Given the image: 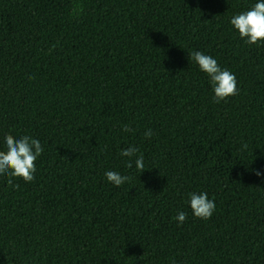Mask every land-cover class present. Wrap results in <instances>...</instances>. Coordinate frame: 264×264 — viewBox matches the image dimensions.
Segmentation results:
<instances>
[{"label":"trees","instance_id":"16d2710c","mask_svg":"<svg viewBox=\"0 0 264 264\" xmlns=\"http://www.w3.org/2000/svg\"><path fill=\"white\" fill-rule=\"evenodd\" d=\"M257 2L0 0V150L43 147L32 182L0 174V264H264V41L230 23ZM193 51L238 94L215 103Z\"/></svg>","mask_w":264,"mask_h":264},{"label":"clouds","instance_id":"9594fccd","mask_svg":"<svg viewBox=\"0 0 264 264\" xmlns=\"http://www.w3.org/2000/svg\"><path fill=\"white\" fill-rule=\"evenodd\" d=\"M79 10H83L82 6ZM230 23L238 30L240 38L244 39L246 43L256 44L264 41V0H258L249 10L234 15ZM191 61L198 64L200 70L209 76L215 103H220L228 97L238 94L235 75L227 69H222L215 58L201 51H193L190 53ZM123 130L125 132L133 131L129 125H124ZM144 135L150 138L153 132L149 129ZM5 143V150H0V174H7L10 177L8 181L10 185L13 183L11 178H21L26 182H32L35 179L34 173L37 170L35 162L43 152L40 141L28 135L16 139L9 134L5 137ZM244 147L246 148L247 145H244ZM137 153V147L130 146L123 149L119 154L130 158L126 162L128 168L133 167L131 158L136 157L135 167L142 173L146 169L144 158L142 154L137 156ZM255 174L264 176V172L258 169L255 170ZM105 177L108 182L115 186H121L131 179L130 176L122 175L117 171H106ZM189 197L193 215L205 220L210 219L216 205L214 200L209 199L207 192L189 193ZM186 218L187 214L183 211L178 212L174 217L179 224H183Z\"/></svg>","mask_w":264,"mask_h":264}]
</instances>
